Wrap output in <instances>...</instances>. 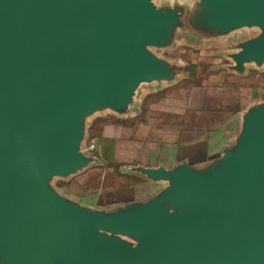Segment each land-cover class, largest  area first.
Returning <instances> with one entry per match:
<instances>
[{"label": "water", "instance_id": "water-1", "mask_svg": "<svg viewBox=\"0 0 264 264\" xmlns=\"http://www.w3.org/2000/svg\"><path fill=\"white\" fill-rule=\"evenodd\" d=\"M194 1L0 0V264H264V101L201 163L125 169L149 195L89 206L54 187L98 161L93 118L181 78L159 53L185 35L255 29L226 69L264 66V0Z\"/></svg>", "mask_w": 264, "mask_h": 264}, {"label": "crops", "instance_id": "crops-1", "mask_svg": "<svg viewBox=\"0 0 264 264\" xmlns=\"http://www.w3.org/2000/svg\"><path fill=\"white\" fill-rule=\"evenodd\" d=\"M180 66L184 73L175 83L141 90L130 115L104 114L90 121L86 147L93 139L95 149L88 153L98 161L77 175L74 187L77 193L89 195L86 191L94 182V195L91 201H78L107 206L149 195L159 184L125 169L168 167L181 160L201 163L231 141L243 108L222 103L220 85L200 84L201 91L195 85L186 87L191 76L186 77V68ZM248 68L244 76L230 72L226 76L242 80ZM97 174L101 177L94 181Z\"/></svg>", "mask_w": 264, "mask_h": 264}, {"label": "rangeland", "instance_id": "rangeland-1", "mask_svg": "<svg viewBox=\"0 0 264 264\" xmlns=\"http://www.w3.org/2000/svg\"><path fill=\"white\" fill-rule=\"evenodd\" d=\"M152 2L159 7L180 6L186 10L195 7L194 0H152ZM256 33L255 29H243L232 32L225 37L209 40H196L189 35H185L184 40L177 41L173 49L162 51L159 55L184 65L187 70L186 77L191 76V81L194 82L199 91H201L200 84L207 87L220 85L222 103H226L227 106L232 103L241 106L245 110L254 103L264 101V66L259 69L253 65L249 66L246 78L237 81L226 76L228 72L226 66L230 65V60L226 55L235 50L234 45L237 42L254 36ZM88 145L93 146V150L95 149L93 139L89 140ZM100 177L99 174L96 177L95 175L92 176L94 181H98ZM76 179L77 176L66 180H56L54 187L71 199L91 201L92 196L90 195H94L91 192L94 182L90 184L86 191V193L89 192V195H85L84 193H77L78 190L74 187ZM126 181L129 183L130 180ZM138 189L142 190L143 188Z\"/></svg>", "mask_w": 264, "mask_h": 264}, {"label": "trees", "instance_id": "trees-1", "mask_svg": "<svg viewBox=\"0 0 264 264\" xmlns=\"http://www.w3.org/2000/svg\"><path fill=\"white\" fill-rule=\"evenodd\" d=\"M186 83H187V84H185L186 87H188V86H194L195 85L194 82L191 81V80L190 81H186Z\"/></svg>", "mask_w": 264, "mask_h": 264}, {"label": "built area", "instance_id": "built-area-1", "mask_svg": "<svg viewBox=\"0 0 264 264\" xmlns=\"http://www.w3.org/2000/svg\"><path fill=\"white\" fill-rule=\"evenodd\" d=\"M86 151H87V152H91V151H93V146L88 145V146L86 147Z\"/></svg>", "mask_w": 264, "mask_h": 264}]
</instances>
